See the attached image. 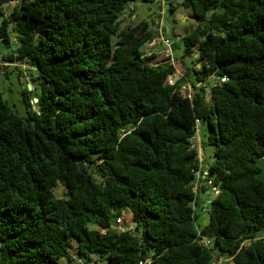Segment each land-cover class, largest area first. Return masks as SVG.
I'll list each match as a JSON object with an SVG mask.
<instances>
[{"label":"trees","instance_id":"obj_1","mask_svg":"<svg viewBox=\"0 0 264 264\" xmlns=\"http://www.w3.org/2000/svg\"><path fill=\"white\" fill-rule=\"evenodd\" d=\"M16 1L0 12V44L15 33L37 102L26 87L20 116L0 91V264H89L93 254L106 264H264V0H182L196 21L183 55L198 67L180 62L174 83V66H150L138 50L152 38L148 20L120 30L135 0ZM197 118L218 189L199 227ZM124 212L137 225L114 228Z\"/></svg>","mask_w":264,"mask_h":264},{"label":"rangeland","instance_id":"obj_2","mask_svg":"<svg viewBox=\"0 0 264 264\" xmlns=\"http://www.w3.org/2000/svg\"><path fill=\"white\" fill-rule=\"evenodd\" d=\"M182 0H172L171 3L173 5L172 11H170L167 7V10L162 18L163 20V25L166 27V30L164 32V36L167 37L171 41V50H172V57L176 63L179 62L176 68L179 71V73L173 74L178 75V77H181V72L185 70V67H188L190 69L191 74H193V69L197 68L198 66L193 65V58L191 55H183L184 52V44L182 42V37L189 33L196 25V21L191 17L190 10L187 8H184L181 5ZM131 6L134 8V10L130 13H127V7ZM120 14V30H123L126 28L128 25L141 22L143 20H146L149 15H152L153 20H157L158 17L155 15V11L157 9V5L152 2H146L143 0H135L131 2ZM148 8H150V14L148 13ZM12 11V8L8 10L10 13ZM127 13L126 15H123ZM132 13V14H131ZM134 16L135 18L133 20H130V16ZM179 37L176 38V37ZM15 33L14 32H9V45L8 47L2 46L0 44V56H2L5 53H10L15 50V45L13 41L15 40ZM161 46L158 51H160ZM139 52H141L144 56V53L146 54L148 52V46L147 43L143 44L142 46L139 47ZM192 54L195 51V49H192ZM159 57L158 59H155V61L159 64H163V60L161 59V54L157 53ZM154 59V57L151 58V60ZM185 66H183L181 63ZM31 72L28 71V79L22 76H19L15 68L10 67L8 70L7 75L0 73V91L2 94V98L7 101V103L12 106L15 110V112L22 116L25 114V109L24 105L21 102V92L27 87L28 89V84L31 80ZM174 76L169 77V83H174ZM175 76V78H178ZM177 80V79H176ZM204 85H207L205 83H202ZM198 87L203 86L197 84ZM28 91H31L28 89ZM32 91L33 87H32ZM181 92L183 94L192 95L193 94V88L191 87V84L186 83L182 88ZM31 93V92H30ZM35 94V93H34ZM35 96V95H34ZM33 109L36 107L33 106ZM199 138L201 144H203V139L204 136L203 134L207 132V127L206 125H202L199 130ZM213 152L214 149L212 146L206 144H203L202 147H200L199 150V156L203 159L204 165H210L212 162L213 158ZM95 176V175H94ZM97 176H95L96 178ZM54 194L56 197H62L65 195V189L61 184H58L57 187L54 189ZM207 197V196H206ZM214 197V194L208 196V200ZM129 213L124 212L123 213V224L122 227L131 225V220L129 217ZM208 218L207 213L201 212L200 211V222L201 221H206ZM70 253L72 256L76 255V247H75V242L72 241L70 243L69 247ZM76 261V260H75ZM61 264H75V262H67L66 260H62ZM102 264H106V260H102ZM226 264H233L231 261L226 263Z\"/></svg>","mask_w":264,"mask_h":264},{"label":"built area","instance_id":"obj_3","mask_svg":"<svg viewBox=\"0 0 264 264\" xmlns=\"http://www.w3.org/2000/svg\"><path fill=\"white\" fill-rule=\"evenodd\" d=\"M152 3H155L157 5V9L155 11V15L158 17L159 21L163 18L167 8H168V4H167V0H149ZM18 5V1L16 0H11V1H1L0 2V12L3 13V17H6L9 15L8 10L10 8H13L15 6ZM167 7V8H166ZM160 24V22H159ZM157 36L152 37L151 40L149 42H147V46H148V52L146 54H144L145 57H151L154 54H161V59L163 60V64H168L171 66L175 65V61L172 57V50H171V41L164 37L161 33V25L158 27L157 29ZM176 38L179 39V37L177 36ZM14 45H16L17 41L16 39L13 41ZM161 46L160 51H158L156 48ZM157 50V51H156ZM157 52V53H156ZM7 53L3 54L2 56H0V73H7L9 68H15V70L17 71L18 74H20L22 77H25L28 79V71H32V66L28 65L26 63L25 59H19L17 58V53L14 50L12 52V60H6L4 59L5 57H7ZM158 59V58H157ZM148 64L150 66H156L159 65V63H157L155 61V59H150L148 60ZM177 77V75H175ZM190 97V95H188ZM202 126V122L200 119H195V132L194 134L191 136L190 138V147L194 150L197 151V161H196V169L193 171L195 180H194V190H199L200 188V181L203 180L205 182V186H207L210 189V192L213 194L218 193V189L217 187L214 185L213 183V179L212 176L210 174V167L209 165H204L203 159L199 156V150L200 147H202V144L200 142V138H199V130L200 127ZM123 217L120 216L119 218L116 219V223L118 224V227L120 230H122L123 228H121L122 224H123ZM198 228V227H197ZM196 240L204 245L207 248H211L213 246V241L211 238H209L208 236H204L203 234L200 233V230L197 229V234H196ZM230 258H226V257H222V256H216L213 255L211 264H226L228 262H230ZM151 261V259L149 257H146L144 260L140 261L139 264H149Z\"/></svg>","mask_w":264,"mask_h":264},{"label":"crops","instance_id":"obj_4","mask_svg":"<svg viewBox=\"0 0 264 264\" xmlns=\"http://www.w3.org/2000/svg\"><path fill=\"white\" fill-rule=\"evenodd\" d=\"M171 1L172 0H167V4H168V9L170 10V9H173V5H172V3H171ZM134 10V8L133 7H131V6H128L127 7V13H130V12H132ZM149 10H150V8H149ZM170 11H172V10H170ZM127 13H125V14H123V15H126ZM135 17L132 15V16H130V20H133ZM147 20V19H146ZM154 22H155V24L154 25H151L150 24V26H151V31H152V37H155V36H157L158 34V32H157V29H158V27L161 25V33H162V35L164 36V32H165V30H166V27L163 25V20L161 19L160 21H159V19H157V20H155L154 19ZM159 22H160V24H159ZM139 22H137V23H134V24H131L132 26L133 25H136V24H138ZM165 37V36H164ZM167 38V37H166ZM159 46L156 48L157 50H159ZM156 50V51H157ZM157 53V52H156ZM6 54V53H5ZM145 54V53H144ZM158 56V54H154L152 57H154V59H157V58H159V57H157ZM178 63L179 62H177L176 61V63H175V65H174V67H175V69H176V73H179V71L177 70V68H176V64L178 65ZM177 77H178V75H177ZM177 78H175V76H174V81L176 80ZM209 195H212V193L210 192V189L207 187V186H205V182L203 181V180H201L200 181V188H199V190L197 191V199H196V201L198 202V206L195 204V207H194V212H195V214L197 215V219H196V224H198L197 226L199 227V226H203V225H205L207 222H208V220H209V215H208V213H207V211H206V209L204 208V204H207L208 202H209V200H208V196ZM207 196V197H206ZM200 211L201 212H204V213H207V215H208V218H207V220L206 221H199L200 220ZM130 217V216H129ZM101 263H102V261H101Z\"/></svg>","mask_w":264,"mask_h":264},{"label":"water","instance_id":"obj_5","mask_svg":"<svg viewBox=\"0 0 264 264\" xmlns=\"http://www.w3.org/2000/svg\"><path fill=\"white\" fill-rule=\"evenodd\" d=\"M148 13L150 14V10L148 8ZM10 18V17H9ZM147 20L150 22L151 25H154L155 22L152 18V15H149ZM28 89L31 90V97L33 102H37V98L34 96V92L32 91V87L30 84H28ZM256 165L260 168L259 171L256 173V179L259 181L264 182V158H260L259 160L256 161ZM110 222L114 228L118 227V224L115 221L114 217L110 218ZM131 224L137 225L136 221H133ZM140 235H141V229H139ZM89 264H102L101 263V256H97L96 254H93V261L89 262Z\"/></svg>","mask_w":264,"mask_h":264}]
</instances>
